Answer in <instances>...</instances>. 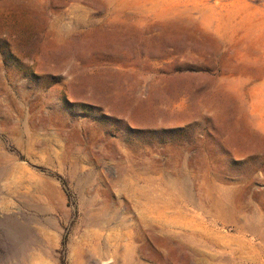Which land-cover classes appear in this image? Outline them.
Instances as JSON below:
<instances>
[{"label":"rangeland","instance_id":"obj_1","mask_svg":"<svg viewBox=\"0 0 264 264\" xmlns=\"http://www.w3.org/2000/svg\"><path fill=\"white\" fill-rule=\"evenodd\" d=\"M0 264H264V0H0Z\"/></svg>","mask_w":264,"mask_h":264},{"label":"bare ground","instance_id":"obj_2","mask_svg":"<svg viewBox=\"0 0 264 264\" xmlns=\"http://www.w3.org/2000/svg\"><path fill=\"white\" fill-rule=\"evenodd\" d=\"M165 191L163 184H154V182L148 183L143 190L148 216L151 218V222H158L156 225L153 223L151 225V229L155 234L157 231L162 235L167 232L166 214L172 209V204L166 201L167 194ZM176 211L179 212V210Z\"/></svg>","mask_w":264,"mask_h":264}]
</instances>
